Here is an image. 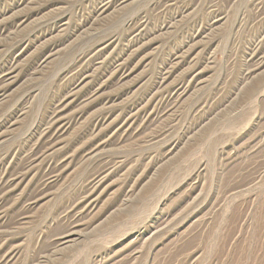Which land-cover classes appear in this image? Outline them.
Listing matches in <instances>:
<instances>
[{"label":"rangeland","instance_id":"rangeland-1","mask_svg":"<svg viewBox=\"0 0 264 264\" xmlns=\"http://www.w3.org/2000/svg\"><path fill=\"white\" fill-rule=\"evenodd\" d=\"M263 14L0 0V264H264Z\"/></svg>","mask_w":264,"mask_h":264},{"label":"bare ground","instance_id":"bare-ground-1","mask_svg":"<svg viewBox=\"0 0 264 264\" xmlns=\"http://www.w3.org/2000/svg\"><path fill=\"white\" fill-rule=\"evenodd\" d=\"M132 1L134 2L135 0H132ZM119 2H120V1H119ZM102 4H104V3H102ZM106 4H107V3H106ZM133 4H134V3H133ZM120 5H121V4H120ZM105 6H107V5H105ZM105 6H104V7H105ZM104 7H103V8H104ZM100 10H101V9H100ZM102 10H103V9H102ZM102 10H101V11H102ZM91 12H92V11H91ZM47 13H48V12H47ZM263 15H264V14H263ZM116 16H117V15H116ZM46 18H47V17H46ZM110 18H112V17H110ZM32 21H33V20H32ZM145 21H146V20H145ZM222 21H223V20H222ZM50 22H51V21H50ZM53 22H54V21H53ZM65 22H66V21H65ZM60 24H61V23H60ZM136 24H137V23H136ZM56 25H57V24H56ZM30 26H31V25H30ZM54 26H55V25H54ZM64 26H65V25H64ZM64 26H63V28H64ZM120 26H121V25H120ZM142 26H143V25H142ZM49 29H50V28H49ZM59 29H60V28H59ZM22 30H23V29H22ZM47 30H48V29H47ZM52 32H53V31H52ZM60 33H61V32H60ZM53 34H54V33H53ZM111 35H112V34H111ZM105 38H106V37H105ZM117 39H118V37H117ZM119 39H120V38H119ZM100 42H101V41H100ZM97 43H98V42H97ZM103 43H104V42H103ZM106 43H108V42H106ZM106 43H105V44H106ZM115 44H116V43H115ZM103 45H104V44H103ZM111 45H112V44H111ZM96 46H97V45H96ZM50 47H51V46H50ZM113 47H114V46H113ZM101 48H102V47H101ZM103 48H104V47H103ZM125 48H126V47H125ZM134 48H135V46H134ZM89 49H90V48H89ZM132 49H133V48H132ZM59 50H60V49H59ZM59 50H58V51H59ZM104 50H105V49H104ZM109 50H111V49H109ZM56 51H57V50H56ZM85 52H86V51H85ZM53 53H54V51H53ZM110 53H111V52H110ZM121 53H123V52H121ZM121 53H120V54H121ZM127 53H128V52H127ZM131 53H132V52H131ZM91 54H92V53H91ZM91 54L89 55V58L91 57ZM14 55H15V54H14ZM55 55L57 56V54H55ZM99 55H100V54H99ZM105 55H106V54H105ZM148 55H149V54H148ZM106 56H108V55H106ZM27 57H28V56H27ZM82 57H83V56H82ZM12 58H13V57H12ZM25 58H26V57H25ZM85 58H86V57H85ZM26 59H27V58H26ZM49 59H50V58H49ZM75 59H76V58H75ZM75 59H74V60H75ZM102 59H103V58H102ZM104 59H105V58H104ZM115 59H116V58H115ZM20 60H21V59H20ZM53 60L55 61V59H53ZM86 60H87V59H86ZM86 60H85V61H86ZM89 60H91V59H89ZM110 60H111V59H110ZM112 60H113V58H112ZM112 60H111V61H112ZM116 60H117V59H116ZM122 60H123V59H122ZM128 60H129V62H130V59H128ZM11 61H12V60H11ZM44 61H45V60H44ZM69 61H70V60H69ZM91 61H92V60H91ZM123 61H125V60H123ZM50 62H51V61H50ZM52 62H53V61H52ZM107 62H108V61H107ZM120 62H121V60L119 61V63H120ZM9 64H10V63H9ZM44 64H45V63H44ZM49 64H50V63H49ZM108 64H109V63H108ZM115 64H116V63H115ZM41 65H42V64H41ZM78 65H79V64H78ZM81 65H82V64H81ZM89 65H90V64H89ZM113 65H114V64H113ZM116 65H117V64H116ZM120 65H121V64H120ZM8 66H9V65H8ZM43 66H44V65H43ZM76 66H77V65H76ZM90 66H91V65H90ZM108 66H109V65H108ZM44 67H45V66H44ZM166 67H167V66H166ZM193 67H194V66H193ZM209 67H210V66H209ZM47 68L49 69V67H46V70H48ZM93 68H94V67H93ZM95 68H96V67H95ZM8 69H9V68H8ZM75 69H76V68H75ZM75 69H73V70H75ZM102 69H103V67H102ZM116 69H118V68H116ZM9 70H10V69H9ZM73 70H72V71H73ZM83 70H84V69H83ZM91 70H93V69H91ZM91 70H90V71H91ZM113 70H114V69H113ZM131 70H132V69H131ZM5 71H6V70H5ZM18 71H19V70H18ZM61 71H62V70H61ZM95 71H96V70H95ZM95 71H94V72H95ZM116 71H117V70H116ZM164 71H165V70H164ZM7 72H9V71L7 70ZM74 72H75V71H74ZM77 72H78V71H77ZM79 72H80V71H79ZM107 72H108V70H107ZM109 72H110V71H109ZM112 72H113V71H111V73H112ZM123 72H124V71H123ZM160 72H161V71H160ZM162 72H163V71H162ZM169 72H170V71H169ZM197 72H198V71H197ZM56 73H57V72H56ZM59 73H60V72H59ZM71 73H72V72H71ZM92 73H93V72H92ZM103 73H104V72H103ZM121 73H122V70H121ZM1 74H2V71H1ZM69 74H70V73H69ZM109 74H110V73H109ZM166 74H167V73H166ZM62 75H63V74H62ZM62 75H61V76H62ZM75 75H76V74H75ZM164 75H165V74H164ZM193 75H194V74H193ZM59 76H60V75H59ZM66 76H67V75H66ZM66 76H65V77H66ZM75 77H76V76H75ZM77 77H78V76H77ZM83 77H84V76H83ZM121 77H122V76H121ZM121 77H120V78H121ZM163 77H164V76H163ZM191 77H192V76H191ZM2 78H3V77H2ZM80 78H81V76H80ZM159 78H160V77H159ZM189 78H190V76H189ZM64 79H65V78H64ZM73 79H74V78H73ZM75 79H76V78H75ZM108 79H109V78H108ZM160 80H161V79H160ZM162 80H163V78H162ZM190 80H191V79H190ZM12 81H14V80H12ZM12 81H11V82H12ZM73 81H74V80H73ZM73 81H72V82H73ZM75 81H76V80H75ZM79 81H80V80H79ZM170 81H171V80H170ZM191 81H192V80H191ZM199 81H200V80H199ZM9 82H10V81H9ZM9 82H8V83H9ZM11 82H10V83H11ZM168 82H169V81H168ZM186 82H187V81H186ZM10 83H9V84H10ZM61 83H62V82H61ZM77 83H78V82H77ZM158 83H159V82H158ZM188 83H189V82H188ZM164 84H166V83H164ZM185 84H186V83H185ZM7 85H8V84H7ZM17 85H18V84H17ZM17 85H16V86H17ZM69 85H70V83H69ZM74 85H75V84H74ZM81 85H83V84L81 83ZM81 85H80V86H81ZM166 85H167V84H166ZM178 85H179V84H178ZM163 86H164V85H163ZM183 86H184V85H183ZM3 87H4V86H3ZM69 87H70V86H69ZM157 87H158V85H157ZM177 87H178V86H177ZM173 88H174V87H173ZM182 88H183V87H182ZM14 89H15V88H14ZM80 89H81V88H80ZM80 89H79V90H80ZM184 89H185V88H184ZM184 89H183V90H184ZM10 90H11V89H10ZM79 90H78V92H79ZM92 90H93V89H92ZM153 90H154V89H153ZM153 90H152V91H153ZM159 90H160V89H159ZM6 91H7V90H6ZM93 91L95 92V89H94ZM156 91H157V90H156ZM8 92H9V91H8ZM11 92H12V91H10V93H11ZM183 92H184V91H183ZM13 93H14V92H13ZM53 93H54V92H53ZM74 93H75V91H74ZM76 93H77V92H76ZM152 93H153V92H152ZM172 93H173V92H172ZM185 93H186V92H185ZM5 94H7V93H5ZM121 94H122V93H121ZM150 94H151V93H150ZM170 94H171V93H170ZM7 95H8V94H7ZM10 95H11V94H10ZM58 95H59V94H58ZM66 95H67V94H66ZM150 96H152V95H150ZM11 97H12V96H11ZM13 97H14V96H13ZM65 97H66V96H65ZM65 97H64V98H65ZM117 97H118V96H117ZM31 98H32V97H31ZM62 98H63V97H62ZM64 98H63V99H64ZM177 98H178V97H177ZM177 98H176V99H177ZM9 99H10V98H9ZM32 99H33V98H32ZM147 99H149V98H147ZM154 99H155V98H154ZM158 99H160V98H158ZM158 99H157V100H158ZM12 100H13V99H12ZM27 100H28V99H27ZM58 100H59V99H58ZM93 100H94V99H93ZM174 100H175V99H174ZM6 101H7V100H6ZM31 101H32V100H31ZM51 101H52V100H51ZM61 101H62V100H61ZM175 101H176V100H175ZM175 101H173V102H175ZM204 101H205V99H204ZM113 102H114V101H113ZM156 102H157V101H156ZM5 103H6V102H5ZM8 103H9V102H8ZM29 103H30V102H29ZM29 103H28V104H29ZM168 103H169V102H168ZM168 103H167V104H168ZM57 104H58V103H57ZM173 104H174V103H173ZM173 104H172V105H173ZM53 105H54V104H53ZM134 105H135V104H134ZM141 105H142V104H141ZM54 106H55V105H54ZM104 106H105V105H104ZM142 106H144V105H142ZM152 106H153V105H152ZM163 106H164V105H163ZM27 107H28V106H27ZM27 107H26V110L28 109ZM62 107H63V106H62ZM131 107H132V106H131ZM106 108H107V107H106ZM138 108H139V107H138ZM138 108H137V109H138ZM140 108H141V107H140ZM142 108H143V107H142ZM166 108H167V107H166ZM103 109H104V108H103ZM107 109H108V108H107ZM164 109H165V108H164ZM14 110H15V109H14ZM53 110H54V109H53ZM59 110H60V109H59ZM61 110H62V109H61ZM152 110H153V108H152ZM125 111H126V110H125ZM133 111H134V110H133ZM157 111H158V110H157ZM162 111H163V110H162ZM24 112H25V111H24ZM54 112H55V111H54ZM54 112H53V113H54ZM120 112H121V111H120ZM142 112H143V111H142ZM144 112H145V111H144ZM50 113H51V112H50ZM125 113H126V112H125ZM19 114H20V113H19ZM25 114H26V113H25ZM117 114H118V113H117ZM128 114H129V113H128ZM133 114H134V113H133ZM148 114H149V113H148ZM44 115H45V114H44ZM52 115H53V114H51V116H52ZM63 115H64V114H63ZM106 115H107V114H106ZM131 115H132V114H131ZM157 115H158V114H157ZM164 115H165V114H164ZM56 116H57V115H56ZM89 116H90V115H89ZM117 116H118V115H117ZM117 116H116V118H117ZM129 116H130V115H129ZM144 116H145V115H144ZM158 116H159V115H158ZM14 117H15V116H14ZM16 117H17V116H16ZM42 117H43V116H42ZM105 117H106V116H105ZM146 117H147V116H146ZM63 118H64V117H63ZM88 118H89V117H88ZM126 118H127V117H126ZM161 118H162V117H161ZM9 119H10V118H9ZM12 119H13V118H12ZM25 119H26V118H25ZM37 119H38V118H37ZM53 119H54V118H53ZM127 119H128V118H127ZM149 119H151V118H149ZM158 119H159V118H158ZM41 120H42V118H41ZM60 120H61V119H60ZM65 120H66V118H65ZM65 120H64V121H65ZM110 120H111V119H110ZM115 120H116V119H115ZM133 120H134V119H133ZM140 120H141V119H140ZM154 120H155V119H154ZM53 121H54V120H53ZM53 121H52V122H53ZM64 121H63V122H64ZM113 121H114V120H113ZM113 121H112V122H113ZM118 121H119V120H118ZM124 121H125V120H124ZM130 121H131V120H130ZM155 121H156V120H155ZM20 122L22 123V121H20ZM5 123H6V122H5ZM54 123H55V122H54ZM157 123H158V122H157ZM30 124H31V123H30ZM42 124H43V123H42ZM48 124L50 125V123H48ZM37 125H38V124H37ZM43 125H44V124H43ZM46 125H47V124H46ZM58 125H59V124H58ZM127 125H128V123H127ZM145 125H146V124H145ZM7 126H8V125H7ZM51 126H52V125H51ZM66 126H67V125H66ZM108 126H110V124H109ZM129 126H130V124H129ZM134 126H135V125H134ZM136 126H137V125H136ZM17 127H18V126H17ZM55 127H56V126H55ZM92 127H93V126H92ZM100 127H101V126H100ZM5 128H6V127H5ZM12 128H13V126H12ZM33 128H34V127H33ZM43 128H44V127H43ZM46 128H47V127H46ZM69 128H70V127H69ZM90 128H91V127H90ZM127 128H128V127H127ZM144 128H145V127H144ZM17 129H18V128H17ZM17 129H16V130H17ZM26 129H27V128H26ZM35 129H36V128H35ZM48 129H49V128H48ZM62 129H63V128H62ZM91 129H92V128H91ZM96 129H97V128H96ZM103 129H104V128H103ZM105 129H106V128H105ZM116 129H117V128H116ZM122 129H123V128H122ZM145 129H146V128H145ZM4 130H5V129H4ZM45 130H46V129H45ZM45 130H44V131H45ZM119 130H120V129H119ZM136 130H137V129H136ZM11 131H12V130H11ZM17 131H18V130H17ZM25 131H26V130H24V132H25ZM41 131H42V130H41ZM46 131H47V130H46ZM46 131H45V132H46ZM52 131H53V129H52ZM61 131H63V130H61ZM96 131H97V130H96ZM158 131L160 132L161 130H158ZM163 131H164V130H163ZM5 132H6V131H5ZM9 132H10V131H9ZM12 132H13V131H12ZM15 132H16V131H15ZM26 132H27V131H26ZM26 132H25V133H26ZM38 132H39V131H38ZM58 132H59V131H58ZM110 132H111V131H110ZM123 132H124V131H123ZM143 132H144V131H143ZM59 133H60V132H59ZM97 133H98V132H97ZM97 133H96L95 135H97ZM99 133H100V132H99ZM104 133H105V132H104ZM129 133H130V132H129ZM148 133H149V132H148ZM155 133H156V131H155ZM6 134H7V133H6ZM23 134H24V133H23ZM120 134H121V133H120ZM122 134H123V133H122ZM132 134H133V133H132ZM139 134H140V133H139ZM141 134H142V133H141ZM164 134H167V133L164 132ZM21 135H22V134H21ZM35 135H36V134H35ZM85 135H86V134H85ZM99 135H100V134H99ZM39 136H40V133H39ZM65 136H67V134H65ZM119 136H120V135H119ZM126 136H127V135H126ZM136 136H137V135H136ZM162 136H163V135H162ZM5 137H6V136H5ZM37 137H38V136H37ZM63 137H64V136H63ZM85 137H86V136H85ZM89 137H90V136H89ZM106 137H107V136H106ZM116 137H117V136H116ZM134 137H135V135H134ZM145 137H146V136H145ZM31 138H32V137H31ZM31 138H30V139H31ZM53 138H54V137H53ZM55 138H56V137H55ZM59 138H60V137H59ZM65 138H66V137H65ZM108 138H109V137H108ZM123 138H124V137H123ZM141 138H142V137H141ZM157 138H158V136H157ZM2 139H3V138H2ZM9 139H10V138H9ZM20 139H21V137H20ZM39 139H40V138H39ZM82 139H83V138H82ZM86 139H87V138H86ZM106 139H107V138H106ZM106 139H105V140H106ZM115 139H116V138H115ZM125 139H126V138H125ZM146 139H147V138H146ZM32 140H33V139H32ZM35 140H37V139L35 138ZM44 140H46V139L44 138ZM152 140H153V139H152ZM158 140H159V139H158ZM0 141H1V140H0ZM8 141H9V140H8ZM23 141H24V140H23ZM23 141H22V142H23ZM27 141H29V139H27ZM53 141H55V140H53ZM65 141H66V140L64 139V142H65ZM67 141H68V139H67ZM82 141H83V140H82ZM87 141H88V140H87ZM149 141H150V140H149ZM154 141H156V140H153V142H154ZM164 141H165V140H164ZM22 142H21V143H22ZM35 142H36V141H35ZM57 142H58V140H57ZM48 143H49V142H48ZM53 143H55V142H53ZM79 143H81V142H79ZM147 143H149V142H147ZM151 143H152V142H151ZM16 144H17V143H15V145H16ZM29 144H30V143H29ZM51 144H52V142H51ZM62 144H63V143H62ZM66 144H67V143L65 142L64 145H66ZM99 144H100V143H99ZM175 144H176V143H175ZM0 145H1V144H0ZM18 145H19V144H18ZM30 145H31V144H30ZM30 145H29V146H30ZM34 145H35V144H34ZM34 145H33V146H34ZM42 145H43V144H42ZM77 145H78V144H77ZM80 145H81V144H80ZM83 145H85V144L83 143ZM83 145H82V146H83ZM108 145H109V144H108ZM11 146H13V144H12ZM27 146H28V145H27ZM86 146H87V145H86ZM96 146H97V145H96ZM7 147L9 148V146H7ZM20 147H21V146H20ZM63 147H65V146H63ZM101 147H102V146H101ZM101 147H100V148H101ZM27 148L29 149V147H27ZM27 148H26V149H27ZM44 148H45V147H44ZM57 148H58V147H57ZM59 148L61 149L62 147H59ZM79 148H80V146H79ZM103 148H104V147H103ZM172 148H173V147H172ZM20 149H21V148H20ZM30 149H31V148H30ZM55 149H56V148H55ZM70 149H71V148H70ZM90 149H91V148H90ZM97 149H98V148H97ZM175 149H176V148H175ZM9 150H10V149H9ZM44 150H45V149H44ZM53 150H54V149H53ZM85 150H86V149H85ZM104 150H105V149H104ZM166 150H167V149H166ZM21 151H22V150H21ZM29 151H30V150H29ZM29 151H27V152H29ZM39 151H41V150H39ZM67 151H68V150H67ZM75 151H76V150H75ZM87 151H88V150H87ZM15 152H16V151H15ZM17 152H18V151H17ZM27 152H26V153H27ZM50 152H51V151H50ZM58 152H59V151H58ZM95 152H96V151H95ZM98 152H99V151H98ZM31 153H32V152H31ZM42 153H43V151H42ZM71 153H72V152H71ZM74 153H75V152H74ZM83 153H84V152H83ZM91 153H92V152H91ZM2 154H3V153H2ZM12 154H13V153H12ZM40 154H41V153H40ZM51 154H53V153L51 152L50 155H51ZM60 154H61V153H60ZM89 154H90V153H89ZM162 154H164V153H162ZM165 154H166V151H165ZM6 155H7V154H6ZM35 155H36V154H35ZM38 155H39V154H38ZM46 155H47V154H46ZM50 155H48V157H49ZM18 156H19V155H18ZM20 156H21V155H20ZM33 156H34V155H33ZM33 156H32V157H33ZM44 156H45V155H44ZM60 156H61V155H60ZM70 156H71V154H70ZM77 156H79V155H77ZM89 156H90V155H89ZM92 156H94V155H92ZM95 156H96V155H95ZM95 156H94V157H95ZM97 156H98V154H97ZM6 157H7V156H6ZM13 157H14V156H13ZM13 157H12V158H13ZM26 157H27V156H26ZM42 157H43V156H42ZM51 157H52V156H51ZM51 157H50V158H51ZM63 157H64V156H63ZM74 157H75V156H74ZM74 157H73V158H74ZM171 157H172V156H171ZM19 158H21V157H19ZM22 158H24V157H22ZM22 158H21V159H22ZM35 158H36V157H35ZM40 158H41V156H40ZM40 158H39V159H40ZM69 158H71V157H69ZM76 158H78V157H76ZM83 158H85V157H83ZM87 158H88V157H87ZM87 158H86V159H87ZM91 158H92V157H91ZM5 159H6V158H5ZM27 159H28V158H27ZM45 159H46V158H45ZM45 159H44V160H45ZM0 160H2V159H0ZM28 160H29V159H28ZM55 160H56V159H55ZM59 160H60V159H59ZM59 160H58V161H59ZM83 160H84V159H83ZM88 160H89V159H88ZM91 160H92V159H91ZM124 160H125V159H124ZM3 161H4V160H3ZM23 161H24V160H23ZM50 161H51V160H49V162H50ZM53 161H54V160H53ZM58 161H57V162H58ZM67 161H69V160L67 159ZM67 161H66V162H67ZM73 161H75V160H73ZM109 161H110V160H109ZM113 161H114V160H113ZM117 161H118V160H117ZM122 161H123V160H122ZM122 161H121V162H122ZM19 162H20V161H19ZM30 162H31V160H30ZM42 162H43V161H42ZM66 162H65V163H66ZM80 162H81V161H80ZM115 162H116V161H115ZM17 163H18V161H17ZM77 163H78V162H77ZM113 163H114V162H113ZM113 163H112V164H113ZM21 164H22V163H21ZM42 164H43V163H42ZM82 164H83V163H82ZM4 165H5V164H4ZM63 165H64L63 167H66V166H67V165L65 166V164H63ZM89 165H90V164H89ZM116 165H117V163H116ZM148 165H149V164H148ZM38 166H39V165H38ZM109 166H110V165H109ZM113 166H115V165L113 164ZM34 167H35V166H34ZM43 167H44V166H43ZM56 167H57V166H56ZM73 167H74V166H73ZM115 167H116V166H115ZM115 167H114V168H115ZM15 168H16V167H15ZM50 168H51V167H50ZM111 168H112V167H111ZM117 168H118V167H117ZM13 169H14V168H13ZM36 169H37V167H36ZM38 169H39V167H38ZM51 169H52V168H51ZM51 169H50V170H51ZM159 169H160V168H159ZM2 170H3V169H2ZM108 170H109V169H108ZM34 171H35V169H34ZM58 171L61 172L60 170H58ZM16 172H17V170H16ZM41 172H42V171H41ZM59 172H58V173H59ZM64 172H65V171H64ZM71 172H72V171H71ZM71 172H69V173H71ZM77 172H78V171H77ZM140 172H141V171H140ZM18 173H19V170H18ZM56 173H57V172H56ZM66 173H67V172H66ZM66 173H65V174H66ZM92 173H93V172H92ZM112 173H113V172H112ZM8 174H9V173H8ZM34 174H35V173H34ZM107 174H108V173H107ZM3 175H4V174H3ZM12 175H13V174H12ZM23 175H24V174H23ZM56 175H57V174H56ZM94 175H95V174H94ZM31 176H33V174H32ZM50 176H51V175H50ZM6 177H7V176H6ZM6 177H5V178H6ZM24 177H25V176H24ZM42 177H43V176H42ZM61 177H62V176H61ZM64 177H65V176H64ZM100 177H101V176H100ZM13 178H15V176H14ZM21 178H22V176H21ZM31 178H32V177H31ZM31 178H30V179H31ZM39 178H40V177H39ZM43 178H44V177H43ZM90 178H91V176H90ZM41 179H42V178H41ZM53 179H54V176H53ZM18 180H19V179H18ZM31 180H32V179H31ZM36 180H37V179H36ZM49 180H50V179H49ZM60 180H61V179H60ZM62 180H63V179H62ZM95 180H96V179H95ZM98 180H99V179H98ZM102 180H103V179H102ZM3 181H4V180H3ZM5 182H7V180H5ZM17 182H18V181H17ZM24 182H25V181H24ZM43 182H44V181H43ZM87 182H88V180H87ZM99 182H100V181H99ZM13 183H14V182H13ZM29 183H30V181H29ZM36 183H38V182H36ZM44 183H45V182H44ZM51 183H52V182H51ZM133 183H134V182H133ZM38 184H39V183H38ZM56 184H57V182H56ZM80 184H81V183H80ZM35 185H36V184H35ZM45 185H46V184H45ZM50 185H51V184H50ZM82 185H83V183H82ZM23 186H24V185H23ZM105 186H106V185H105ZM31 187H32V186H31ZM31 187H30V188H31ZM41 187H42V186H41ZM41 187H39V188H41ZM95 187H96V186H95ZM108 187H109V186H108ZM9 188H10V187H9ZM42 188H43V187H42ZM104 188H105V187H104ZM21 189H22V188H21ZM51 189H52V188H51ZM82 189H83V188H82ZM83 190H84V189H83ZM126 190H127V189H126ZM4 191H5V190H4ZM9 191H10V190H9ZM9 191H8V192H9ZM35 191H36V190H35ZM39 191H40V190H39ZM48 191H49V190H48ZM51 191H53V190H51ZM90 191H91V190H90ZM40 192H41V191H40ZM45 192H46V191H45ZM98 192H99V191H98ZM47 193H48V192H47ZM84 193H85V192H84ZM90 193H91V192H90ZM115 193H116V192H115ZM1 194H2V193H1ZM33 194H35V193H33ZM33 194H32V195H33ZM52 194H53V193H52ZM98 194H100V193H98ZM106 194H107V193H106ZM46 195H47V194H46ZM96 195H97V194H96ZM2 196H3V195H2ZM52 196H53V195H52ZM81 196H82V195H81ZM97 196H98V195H97ZM137 196H138V195H137ZM7 197H8V196H7ZM36 197H37V196H36ZM40 197H41V195H40ZM82 197H83V196H82ZM85 197H86V196H85ZM85 197H84V198H85ZM94 197H95V196H94ZM94 197H93V198H94ZM3 198H4V197H3ZM47 198H48V197H47ZM72 198H73V197H72ZM96 198H97V197H96ZM68 199H69V198H68ZM89 199H92V198H89ZM71 200H72V199H71ZM78 200H79V199H78ZM97 200H98V198H97ZM24 201H25V200H24ZM44 201H45V200H44ZM87 201H88V200H87ZM108 201H109V200H108ZM45 202H47V201H45ZM65 202H66V201H65ZM95 202H96V201H95ZM97 202H98V201H97ZM22 203L24 204V202H22ZM27 203H28V202H27ZM77 203H78V202H77ZM77 203H76V204H77ZM107 203H108V202H107ZM33 205H34V204H33ZM21 206H22V205H21ZM38 206H39V205H38ZM38 206H37V207H38ZM34 207H35V206H34ZM39 208H40V207H39ZM20 210H21V209H20ZM79 210H81V209H79ZM79 210H78V211H79ZM17 211H18V210H17ZM64 211H65V210H64ZM64 211H63V213H64ZM69 211H70V210H69ZM81 211H82V210H81ZM22 213H23V212H22ZM73 213H74V212H73ZM73 213H72V214H73ZM85 213H86V212H85ZM72 214H71V215H72ZM108 214H109V213H108ZM0 215H1V214H0ZM65 215H66V213H65ZM71 215H70V216H71ZM21 216H22V215H21ZM81 216H82V215H81ZM65 217H66V216H65ZM67 217H68V216H67ZM71 217H72V216H71ZM7 218H8V217H7ZM74 219H75V218H74ZM80 219H81V218H80ZM78 220H79V219H78ZM84 220H85V219H84ZM84 220H83V221H84ZM87 220H88V219H87ZM73 221H74V220H73ZM69 222H70V221H69ZM71 222H72V221H71ZM67 223H68V222H67ZM81 223H82V222H81ZM86 223H87V222H86ZM88 223H89V222H88ZM73 224H74V223H73ZM68 227H69V226H68ZM68 227H67V228H68ZM70 227H71V226H70ZM90 228H91V227H90ZM69 229H70V228H69ZM90 230H91V229H90ZM75 231H76V230H75ZM78 231H79V230H78ZM81 231H82V230H81ZM85 231H86V230H85ZM85 231H84V232H85ZM70 232H71V231H70ZM70 232H69V233H70ZM84 232H83V233H84ZM65 234H66V233H65ZM85 234H86V233H85ZM87 234H88V233H87ZM63 236H64V235H63ZM82 236H83V235H82ZM75 237H76V236H75ZM86 237H87V236H86ZM80 238H81V237H80ZM72 239H73V238H72ZM78 239H79V238H78ZM78 239H77V242L79 241ZM13 241H14V240H13ZM59 242H60V241H59ZM62 242H63V241H62ZM68 242H69L68 240L65 241V242H64L65 245H68V244L70 243V242H69V243H68ZM77 242H76V243H77ZM0 243H1V242H0ZM64 243H63V244H64ZM76 243H75V244H76ZM15 244H16V243H15ZM54 244H55V243H54ZM1 245H2V244H1ZM19 245H20V244H19ZM53 246H54V245H53ZM55 246H56V245H55ZM74 246H75V245H74ZM15 247H16V246H15ZM18 247H19V246H18ZM76 247H77V246H76ZM100 247H101V246H100ZM55 248H56V247H55ZM15 249H16V248H15ZM56 249H57V248H56ZM66 249H67V248H66ZM72 249H73V247H72ZM0 250H1V249H0ZM16 250H17V249H16ZM60 250H61V248H60ZM6 251H7V250H6ZM19 251H20V250H19ZM53 251H54V250H53ZM65 251H66V250H65ZM12 253H13V252H12ZM53 253H54V252H53ZM18 255H19V254H18ZM9 257H10V256H9ZM9 257H8V258H9ZM16 257H17V256H16ZM4 259H5V258H4ZM12 259H13V258H12ZM10 262H11V261H10ZM11 263H12V262H11ZM5 264H6V263H5Z\"/></svg>","mask_w":264,"mask_h":264}]
</instances>
